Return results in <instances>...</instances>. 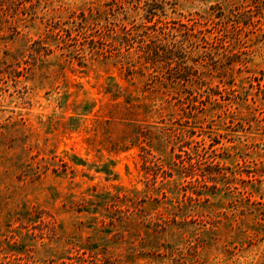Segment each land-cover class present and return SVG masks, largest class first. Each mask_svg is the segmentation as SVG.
I'll list each match as a JSON object with an SVG mask.
<instances>
[{"label": "rangeland", "instance_id": "1", "mask_svg": "<svg viewBox=\"0 0 264 264\" xmlns=\"http://www.w3.org/2000/svg\"><path fill=\"white\" fill-rule=\"evenodd\" d=\"M7 1L0 264H264V0H159L219 30L188 82L139 0Z\"/></svg>", "mask_w": 264, "mask_h": 264}, {"label": "trees", "instance_id": "2", "mask_svg": "<svg viewBox=\"0 0 264 264\" xmlns=\"http://www.w3.org/2000/svg\"><path fill=\"white\" fill-rule=\"evenodd\" d=\"M26 1V0H25ZM7 0H0V13L4 10V5ZM143 2L144 9L146 10V17L148 22L153 20L163 21L161 17L165 13V8L159 2V0H139V4ZM221 16V15H219ZM153 24L146 25L143 24V34L147 35L148 40L141 38L140 36L138 43L139 49L142 54L144 63L149 64L151 68L154 69L156 73L165 72L168 79H172L176 82L194 80L199 77V68L197 64L198 59L195 58L196 55L210 56L211 51L203 50L205 45L212 43L215 39H218L219 30L212 31L203 28L197 32L195 26H199L201 22L199 20L193 21L191 25L180 23L179 26H175L176 22H173V26H161L156 27L155 22ZM219 25V22L215 23ZM207 31H212L214 35L212 37L207 36ZM125 43L128 46L133 47L134 35L131 32H125L124 36ZM194 76V77H193Z\"/></svg>", "mask_w": 264, "mask_h": 264}]
</instances>
